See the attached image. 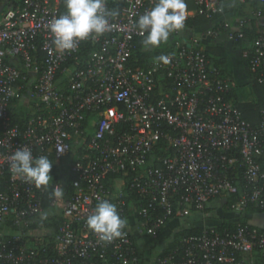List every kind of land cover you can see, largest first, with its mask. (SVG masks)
I'll list each match as a JSON object with an SVG mask.
<instances>
[{
    "label": "built area",
    "instance_id": "2783aa9c",
    "mask_svg": "<svg viewBox=\"0 0 264 264\" xmlns=\"http://www.w3.org/2000/svg\"><path fill=\"white\" fill-rule=\"evenodd\" d=\"M108 1L110 30L64 52L48 28L65 14L64 0H22L0 13V264H138V248L147 264H264V228L247 224L204 223L160 254L154 241L163 239L168 222L194 216L211 198H232L226 208L239 214L264 211V108L258 123L244 118L229 97L230 80L219 76L196 38L175 42L164 54L167 65L155 59L134 66L135 39L142 37L135 21L156 0H126L119 9ZM195 3L210 19L220 0ZM261 15L260 8L249 10L207 34L225 30L238 40ZM241 55L264 86L263 29ZM15 99L27 113L19 122L11 118ZM22 147L47 156L60 180L50 172L47 188L37 189L14 178L10 156ZM57 187L59 200L52 196ZM126 189L137 197L136 208ZM101 199L127 221L125 235L111 243L85 224ZM41 213L58 220L51 232L31 229Z\"/></svg>",
    "mask_w": 264,
    "mask_h": 264
},
{
    "label": "clouds",
    "instance_id": "9594fccd",
    "mask_svg": "<svg viewBox=\"0 0 264 264\" xmlns=\"http://www.w3.org/2000/svg\"><path fill=\"white\" fill-rule=\"evenodd\" d=\"M64 4L65 14L48 24L57 51H71L90 35L100 36L110 30L109 17L114 13L106 9L104 0H64ZM186 18L185 0H156L154 6L135 21V27L143 37L142 46L145 49L155 48L167 42L171 33L184 29ZM157 60L165 65L171 62L167 55H160ZM51 168L52 161L47 156H34L27 147L16 149L10 156V174L37 189L42 186L47 188L52 180ZM52 196L61 199L62 188L57 187ZM46 217L47 213H41V220ZM85 224L101 242L111 243L125 235L123 230L127 221L120 216L114 203L101 199Z\"/></svg>",
    "mask_w": 264,
    "mask_h": 264
},
{
    "label": "trees",
    "instance_id": "16d2710c",
    "mask_svg": "<svg viewBox=\"0 0 264 264\" xmlns=\"http://www.w3.org/2000/svg\"><path fill=\"white\" fill-rule=\"evenodd\" d=\"M126 0H109L108 5L111 8L114 9H119L125 4ZM248 9L244 12H241L240 15L239 11L235 13L234 17L237 15L238 18L241 16H246L249 12V10L260 8L262 15L261 18L259 19L258 23H255V20H252L248 24H246L242 30V37L239 38L238 40H232L234 47L239 51L240 55L243 53V51L247 50L250 48L251 44L253 43L255 37L257 36V33L259 30L263 29L264 30V4L258 5L255 1L253 0H248ZM22 3V0H0V5L5 4L4 10L14 8ZM187 8L188 9H196L198 6L195 3V0H187L186 2ZM237 18V17H236ZM235 19V18H234ZM209 21V18L206 17L203 13H197L194 16H188L186 18V27L182 31V34L180 35H170L169 39L167 42L162 43L159 47L155 48H148L145 49L142 46V40L143 37H136L135 42H136V49L134 51V57L131 59V62L133 63L134 66H143V65H148L150 62L153 60L157 59L160 55H164L165 53L169 52L171 49L175 48V42L179 41L181 43H186L185 39V31L188 30L189 28H194L198 25L205 24ZM235 24V21H234ZM200 48L199 46H197ZM207 58L210 60L211 64L213 67L217 68L219 76L220 77H225V72L223 71V65L225 63V60L221 57L218 56H212L205 52ZM242 57V55H241ZM137 58V60H135ZM243 59V58H242ZM220 70V71H219ZM232 90L229 94V97L234 100V103L241 109L243 116L246 120H248L251 123H258L261 119V110L264 108V86L259 84L258 82L255 81L253 78V74L251 73V80L247 85V89L250 91L249 97H247L243 91H239L237 89V86H235L232 82ZM15 104V108L11 109V118L12 122H19L21 121L25 116H26V111L21 108V106L18 105V99H15L13 101ZM25 112V113H24ZM2 135V128L0 126V136ZM57 167L53 165L52 162V168L51 171L52 173H55V180H60V178L56 175ZM127 195H126V200L130 207H137L138 206V201L137 197L132 193L131 191H128L126 189ZM219 199H224L225 202L220 205L215 206L218 202ZM232 198L228 196H221V197H215L211 198L208 201V205L206 204L204 209L201 212L195 213L194 216H189L186 217L193 219H202L203 214H207L208 216H211V213L213 210H216L217 207L218 209L222 212L221 217L217 220L216 225L218 228L223 229V228H230L233 229L236 227L237 224H244V225H251V226H256L253 225L249 221V215L251 214H256V213H262L264 212L261 209L255 208V207H250L248 208L245 213L239 214L236 212L229 211L226 208V205L230 203ZM210 202L216 203L214 206H210ZM47 209V201H45V206ZM132 210H129L127 213H131ZM199 214V215H197ZM210 219V218H209ZM192 220H189L188 222L191 223ZM179 220H173L168 222V226L176 225L175 222H178ZM58 223V220L54 217H49L43 220H38L36 224L31 226V229L33 230H42L44 228H50V232L52 231L53 227H55ZM258 227V226H257ZM202 224H187V225H182L180 228L175 231L171 237L170 240L164 244L163 249L161 250L160 254L163 255L167 253L169 250L173 249L178 243L179 240L183 236H188L191 234H198L202 230ZM37 235L39 232L36 233ZM40 235V234H39ZM165 236V235H164ZM39 237V236H38ZM50 242H51V236H48ZM34 242L35 244H38L39 238L34 237ZM161 239H156L154 241L155 244H157ZM139 261L138 264H147L148 263V258L145 259L144 257V251L141 248L137 249Z\"/></svg>",
    "mask_w": 264,
    "mask_h": 264
},
{
    "label": "crops",
    "instance_id": "0c3cea01",
    "mask_svg": "<svg viewBox=\"0 0 264 264\" xmlns=\"http://www.w3.org/2000/svg\"><path fill=\"white\" fill-rule=\"evenodd\" d=\"M247 1L248 0H220L218 11L209 19L207 23L198 25L194 28H189L188 30L185 31V35H184L185 39L187 40L186 42L191 43L192 40L191 38H196L197 39V42L195 43L196 46H199L201 49H203L205 52H207L212 56H218L223 58L225 60V63L223 65L225 78L230 79V77L232 76L233 77L232 81L234 84H236L235 86H239L243 84L242 82L240 83L237 81V79L233 75L232 70L230 69L231 68L230 65L234 66L235 64V58L230 57L229 55L235 51L237 52L238 50L234 47L232 40L229 38L225 30H221L217 36L208 35L207 31L212 29L217 30L218 26L223 23L229 26L233 25L234 21H236L240 13L248 9L249 2ZM187 11H188V16H194L197 14L196 9L187 8ZM238 11H239L238 16L236 15L234 17L235 13H237ZM259 19H257L255 23H258ZM247 70L249 72L248 82H250L251 71L249 70L248 67ZM249 216H250L249 221L253 225H256L260 228H264V212L256 213L252 215L250 214ZM195 222L196 224H198L199 220H196ZM169 227H173V226H169ZM167 232L168 229L166 228L164 235H166Z\"/></svg>",
    "mask_w": 264,
    "mask_h": 264
},
{
    "label": "rangeland",
    "instance_id": "374dc122",
    "mask_svg": "<svg viewBox=\"0 0 264 264\" xmlns=\"http://www.w3.org/2000/svg\"><path fill=\"white\" fill-rule=\"evenodd\" d=\"M229 56L235 58V64H234V66L230 65V67H231L230 69L232 70L233 75L237 79V81L240 82V83L242 82V84H243V85L237 86V89L239 91H243L244 94L247 97H249L250 91L247 89V85L249 83L248 82L249 81V72L247 70V66H246L244 60L241 58V55L239 54L238 51L237 52L236 51L233 52ZM231 77H230L229 80H230V82L233 83V81H232L233 80V77L232 78ZM243 81H245V82H243ZM234 85H236V84H234ZM209 204H210V206H214L216 203L210 202ZM207 205H208V203H207ZM220 205H221V201L218 202L215 206H218L219 207ZM218 207H217L216 210H213V212L211 213V216H208L207 217V218H210V219H205L203 217H202V219L199 218L198 219L199 220L198 224L199 225L200 224H204V223L205 224H216L217 220L222 215V212L218 209ZM197 215H199V214H197ZM189 220H192V219L191 218H188V219L187 218H184L183 220H179L178 222H175V224H176L175 226L172 225L173 227H168V232L166 233V235L163 237V239H161V241H159L155 245L159 246L160 248H163L164 247V244L167 243L170 240L171 235L175 231H177L180 228V226L187 225V224H191L192 223V222L189 223L188 222ZM193 220H195V219H193ZM149 242L151 243V241H149ZM140 246H142L141 243H140Z\"/></svg>",
    "mask_w": 264,
    "mask_h": 264
},
{
    "label": "water",
    "instance_id": "95a60500",
    "mask_svg": "<svg viewBox=\"0 0 264 264\" xmlns=\"http://www.w3.org/2000/svg\"><path fill=\"white\" fill-rule=\"evenodd\" d=\"M4 6H5V4L0 5V13L4 10Z\"/></svg>",
    "mask_w": 264,
    "mask_h": 264
}]
</instances>
